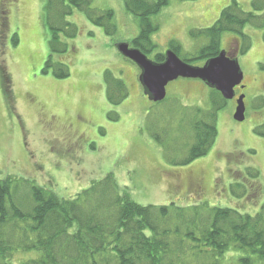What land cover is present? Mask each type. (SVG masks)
<instances>
[{"label":"rangeland","instance_id":"1","mask_svg":"<svg viewBox=\"0 0 264 264\" xmlns=\"http://www.w3.org/2000/svg\"><path fill=\"white\" fill-rule=\"evenodd\" d=\"M231 1L170 0L153 19L159 24L153 41L160 51L175 43L182 57L196 54L208 38L194 39L190 31L211 27ZM237 1L246 11H254V0ZM46 3L0 0V177L34 180L65 199L114 173L121 188L143 205L207 202L253 215L264 210V135L255 131L264 124V28L245 27L251 43L246 53L239 50L242 39L236 34L221 37L222 50L237 56L245 76L247 109L241 122L234 119L239 97L219 98L201 79L170 82L161 102L144 94L140 67L117 49L119 42H130L140 30L122 0L93 3L94 8L114 10L113 35L81 11L74 9L66 16L78 34L74 38L61 34L68 51L53 54L52 66L43 73L52 37ZM59 64L68 67V77L54 75ZM107 70L128 87L121 104L108 101ZM214 96L221 105L216 142L207 155L177 164L193 142L191 114L185 110H210ZM184 114L187 119L182 121ZM246 255L232 249L219 264H244L241 258Z\"/></svg>","mask_w":264,"mask_h":264},{"label":"trees","instance_id":"2","mask_svg":"<svg viewBox=\"0 0 264 264\" xmlns=\"http://www.w3.org/2000/svg\"><path fill=\"white\" fill-rule=\"evenodd\" d=\"M95 1L47 0V25L52 37L43 73L52 66L53 54L68 51L61 34L68 38L78 34L77 26L65 20L74 9L84 13L91 23L103 26L108 35L115 33L114 10L94 8ZM122 1L140 28L138 36L129 42L131 46L148 56L153 54L155 62H164L165 52L153 41L152 36L159 30L153 19L170 0ZM251 5L254 11H246L232 0L211 27L191 30L194 39L208 38L196 54L184 58L179 44L172 43L170 48L191 64L206 62L219 55L221 37L230 32L242 39L239 50L246 53L251 43L245 27L250 24L264 28V0H254ZM16 36L14 45L19 42ZM54 75L66 78L70 72L65 64H59ZM104 75L108 101L121 104L129 95L125 81L114 77L110 70ZM215 92L224 99L216 89ZM211 102L214 107L210 110H185L191 114L188 122L193 142L177 164H190L207 155L216 142L217 111L221 105L215 96ZM186 115H182V121ZM255 131L264 135V124ZM232 249L247 254L241 258L244 264L264 262L263 209L253 215L230 207H211L207 202L143 205L133 200L127 188H121L114 173L65 199L34 180L0 177V264H219Z\"/></svg>","mask_w":264,"mask_h":264},{"label":"water","instance_id":"3","mask_svg":"<svg viewBox=\"0 0 264 264\" xmlns=\"http://www.w3.org/2000/svg\"><path fill=\"white\" fill-rule=\"evenodd\" d=\"M119 52L136 63L141 69L140 82L149 99L161 102L166 99L167 87L178 78L201 79L211 88L219 91L225 99H234L235 88L244 80V72L237 56L229 55L225 49L219 55L208 59L203 65H194L184 61L173 49L165 52L164 62H155L140 48L133 47L127 41L117 44ZM245 95L237 100L234 119L246 118Z\"/></svg>","mask_w":264,"mask_h":264},{"label":"flooded vegetation","instance_id":"4","mask_svg":"<svg viewBox=\"0 0 264 264\" xmlns=\"http://www.w3.org/2000/svg\"><path fill=\"white\" fill-rule=\"evenodd\" d=\"M239 49H240V47H239ZM225 50L228 51V49H225ZM228 52H229V55H232L230 53V51H228ZM245 87H246V84L244 83V80H243L242 83L235 88L236 96H235L234 99H236L238 97L240 98V96L243 95L244 90H245ZM245 98H246V96H245ZM245 98H244V100H245ZM245 104H246V109H247V102H246V100H245Z\"/></svg>","mask_w":264,"mask_h":264}]
</instances>
